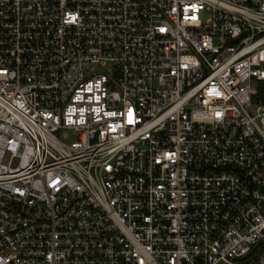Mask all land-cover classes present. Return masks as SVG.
<instances>
[{
  "label": "built area",
  "instance_id": "1",
  "mask_svg": "<svg viewBox=\"0 0 264 264\" xmlns=\"http://www.w3.org/2000/svg\"><path fill=\"white\" fill-rule=\"evenodd\" d=\"M260 244L264 0H0V264Z\"/></svg>",
  "mask_w": 264,
  "mask_h": 264
},
{
  "label": "rangeland",
  "instance_id": "2",
  "mask_svg": "<svg viewBox=\"0 0 264 264\" xmlns=\"http://www.w3.org/2000/svg\"><path fill=\"white\" fill-rule=\"evenodd\" d=\"M111 67L110 63L107 62L104 65H95L94 70L99 71V72H107V70ZM57 136L61 138L65 142H69L72 139V134L69 130H58L56 132ZM256 251L264 256V244H260L257 248Z\"/></svg>",
  "mask_w": 264,
  "mask_h": 264
}]
</instances>
